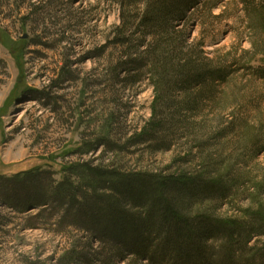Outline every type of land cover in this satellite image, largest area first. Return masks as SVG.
<instances>
[{"label": "rangeland", "instance_id": "1", "mask_svg": "<svg viewBox=\"0 0 264 264\" xmlns=\"http://www.w3.org/2000/svg\"><path fill=\"white\" fill-rule=\"evenodd\" d=\"M120 2L0 0V264H61L73 248L89 258L76 264H106V239L75 226L51 193L66 178L89 188L93 170L230 185L222 199L193 202L190 216L264 210V0H213L212 11L202 0L180 24L228 71L208 94L163 85L152 60L124 64L157 42L132 16L122 33Z\"/></svg>", "mask_w": 264, "mask_h": 264}, {"label": "trees", "instance_id": "2", "mask_svg": "<svg viewBox=\"0 0 264 264\" xmlns=\"http://www.w3.org/2000/svg\"><path fill=\"white\" fill-rule=\"evenodd\" d=\"M120 1L122 33L132 16L138 21L136 30L157 42L154 48L144 50L143 56L124 64L144 66L147 60H152L155 69H166L163 85L180 90L199 86L207 88L208 94L211 85L225 80L227 69L203 56L204 41L190 46L186 29L179 27L202 0ZM212 1L205 0L204 5ZM141 3L143 12L131 15ZM214 7L210 5L209 10ZM122 39L127 41L128 37ZM171 70L174 78L169 76ZM153 123L155 130L162 125ZM151 133L145 134L152 136ZM92 173L96 180L89 188L66 178L52 185L51 193L66 204V215L73 217L75 226L106 239L111 248L106 264H120L127 252L133 254L129 264H264V239L250 244L253 237L264 235V210L251 212L245 218L187 213L193 202L222 199L231 190L222 179H206L204 175H108L94 170ZM86 259L89 258L85 248H73L61 264H76Z\"/></svg>", "mask_w": 264, "mask_h": 264}]
</instances>
